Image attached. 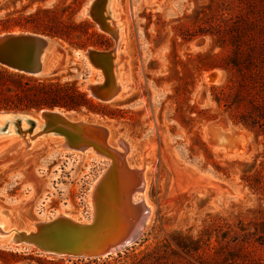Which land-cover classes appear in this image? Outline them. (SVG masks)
<instances>
[{
    "label": "rangeland",
    "instance_id": "1",
    "mask_svg": "<svg viewBox=\"0 0 264 264\" xmlns=\"http://www.w3.org/2000/svg\"><path fill=\"white\" fill-rule=\"evenodd\" d=\"M90 1L0 0V22L55 11L64 20L91 23L94 31L110 39L112 46L100 50H80L56 39L57 64L49 76L37 78L75 84L94 101L129 113L130 119L104 118L86 111L73 115L114 123L111 142L121 154L124 150L117 139L123 137L129 144L130 167L140 170L148 160L150 182L144 195L153 207V220L137 245L118 255L91 261L41 258L62 264H133L160 248L163 253L155 264H264V195L250 190L243 180L244 175L254 173L250 165L262 161L264 136L235 125L213 100V88L223 86L228 74L212 68L234 51L248 54L264 48V0H236L235 4L226 0H161L157 4L155 0H118L112 20L121 26L118 81L126 85V94L110 103L92 97L90 87L101 82L103 74L83 58L88 49L114 47L112 36L85 14ZM40 16L49 21V15ZM11 32L32 33L17 26ZM5 33L0 26V34ZM84 39L83 35L73 37L74 41ZM95 40L89 37V42ZM216 69L223 71V77L213 85L206 77ZM1 123L10 134L0 136V204L29 210V215L13 224L22 228L24 220L54 214L88 219L90 192L110 160L93 152L87 156L65 152L51 136L37 143L34 139V146L27 149L25 140L30 135L24 139L18 132L29 128L26 122L21 128L14 120ZM212 124L235 127L238 132L225 134L232 142L234 135L243 133L245 152L239 154L240 143L217 147L207 133ZM141 197L136 196V201ZM1 220L2 215L0 222L11 226L12 219ZM0 252L39 256L32 249H8L2 244Z\"/></svg>",
    "mask_w": 264,
    "mask_h": 264
},
{
    "label": "water",
    "instance_id": "2",
    "mask_svg": "<svg viewBox=\"0 0 264 264\" xmlns=\"http://www.w3.org/2000/svg\"><path fill=\"white\" fill-rule=\"evenodd\" d=\"M104 0L90 1L84 11L94 19L101 31L112 36L114 47L109 51L88 49L83 58L92 69L103 74V81L90 87L92 97L103 103H110L120 95L121 88L110 77L113 58L119 50V36L114 26L104 17ZM58 56V43L55 38L36 33L0 34V65L33 77H43L57 64L58 57H48L51 50ZM122 60V56H121ZM222 70L216 69L208 74L207 80L216 85L220 81ZM36 115L41 120L40 132L36 137L50 136L59 140L65 152L83 155L93 151L98 157L110 160L104 174L95 185L91 196L93 213L86 220L74 218L68 214L42 215L33 220H24L23 231L16 233L10 245L3 240L8 249H33L40 257L49 259L99 260L118 255L137 245L146 229L149 210L144 201L135 202L133 196L144 191L142 169L148 166L145 159L142 169L127 168L124 155L130 151L129 144L123 137L117 143L123 148V154L113 155L105 149L111 127L112 136L115 124L84 120L75 111L31 110L0 111L14 116L25 114ZM35 118V117H34ZM14 124L21 128L22 119L16 118ZM27 130L18 129L19 133L32 138L36 126L34 120H26ZM1 132H5L4 128ZM6 133V132H5ZM44 137V138H45ZM26 142V140H25ZM29 149V145L26 146ZM119 148V147H117ZM13 205L0 204V215L5 221ZM7 211H1L2 209ZM15 215L18 221L29 215V210L16 206ZM28 231L29 233H26Z\"/></svg>",
    "mask_w": 264,
    "mask_h": 264
},
{
    "label": "trees",
    "instance_id": "3",
    "mask_svg": "<svg viewBox=\"0 0 264 264\" xmlns=\"http://www.w3.org/2000/svg\"><path fill=\"white\" fill-rule=\"evenodd\" d=\"M226 1L236 3V0ZM224 11L230 12L229 9H224ZM40 14L49 15V21H45ZM0 26L7 32H11L12 26H17L22 31L49 36L80 50L89 47L99 50L109 49L112 46L110 39L94 31V25L91 23L64 20L55 11H38V14L35 13L28 17L10 18L9 21L0 22ZM236 30L237 28L233 31ZM74 35H83L86 39L74 41ZM91 36L96 40L89 42ZM214 67L223 69L228 74V80L223 86L213 88V100L225 109L228 118L235 125H242L246 129L258 131L264 136V48L253 50L248 54L234 51L231 56L212 66V68ZM53 109L86 111L110 119L131 118L125 110L112 109L89 98L75 84H62L54 78H36L0 65V111ZM250 167L254 173L244 175L243 180L248 184L250 190L264 195V155L260 164L254 162ZM162 253V249L155 248L144 254L142 260L133 264H140L141 261V264L158 263ZM27 260L35 261L38 264H62L61 260H47L40 256L37 258L23 257L19 253L0 252V261L4 264H18Z\"/></svg>",
    "mask_w": 264,
    "mask_h": 264
},
{
    "label": "bare ground",
    "instance_id": "4",
    "mask_svg": "<svg viewBox=\"0 0 264 264\" xmlns=\"http://www.w3.org/2000/svg\"><path fill=\"white\" fill-rule=\"evenodd\" d=\"M161 0H155L154 1V3L155 4H157V3H159ZM117 2H118V0H104V17L108 20V23L110 24V25H112V26H114L115 27V29L117 30V34H118V36H119V42H120V27H118L116 24H115V22L112 20V15H113V11L115 10V8H116V4H117ZM125 30V29H124ZM123 33V32H122ZM124 40V39H123ZM84 55V54H83ZM55 56H57L56 55V53H54V50L52 49L51 50V52L48 54V57L49 58H51V57H55ZM122 63V60H121V52L118 50L117 51V53H116V56L113 58V68H111V70H110V77L112 78V79H114L116 82H117V85L121 88V93H120V95H118L115 99L116 100H118V99H120V98H123V92H124V90L126 89V85L124 84V83H122V82H120V81H118V76L119 77H121L120 76V72H122V68H120V64ZM52 71V69L50 70V71H48L47 72V74L46 75H48L50 72ZM45 75V76H46ZM221 76H220V81H221V79H222V77H223V73H221L220 74ZM49 76V75H48ZM208 76V75H207ZM103 81V80H102ZM101 81V82H102ZM125 81V80H124ZM206 81L207 82H209L208 80H207V77H206ZM220 81H218L217 83H219ZM101 82H99V83H101ZM99 83H97V84H99ZM210 83V82H209ZM216 83V84H217ZM97 84H94L93 86H95V85H97ZM92 87V86H91ZM124 94H126L125 92H124ZM114 99V100H115ZM66 114H68V115H73V113H71V114H69V113H66ZM76 115V114H75ZM77 117H78V115H76ZM18 118H20V119H22V124L24 123V122H26V120H34L35 122H36V125L37 126H39L40 125V127L42 126L41 125V120H39V119H36V115H33L32 113L31 114H25V115H18L17 116ZM16 116H14V115H11V114H5V115H3V116H1L0 117V126H1V121H9V120H15L16 118H17ZM35 117V118H34ZM79 118H82V119H84V120H87V118H83V117H79ZM110 123V122H109ZM7 126V125H6ZM36 127V126H35ZM40 127H39V129H37L38 130V132H40ZM108 128V131H109V135H108V137H107V140H106V142H105V149L107 150V152L108 153H111V154H113V155H116L117 153H119V154H121L117 149H115V147L113 146V144H112V128L111 127H107ZM226 128V127H225ZM3 128L2 127H0V136H3V135H9L10 133H8V131L6 130V128H4V130L5 131H7L5 134H2L3 132H1V130H2ZM37 132V133H38ZM235 132H238V130L235 128V127H233V126H230V127H227V129H224V128H222L221 126H217V124L216 125H209L208 126V128H207V133H208V135H209V139H210V141H215V144H217V147H218V145L219 146H221V147H228L229 145H236L237 143L239 144L240 143V147H241V149H240V153L239 154H243L244 152H245V140H244V135H243V133H239V135L238 136H235L234 135V138H235V140H234V142H232V139H230V137H228V136H226L225 134H229V135H233V133H235ZM34 133V132H33ZM51 137H52V135H50ZM42 138L43 137H45V136H41ZM41 137H36V135H32V138L29 140V139H26V143H27V145H29V149H30V147H31V144H32V141L34 140V139H36L35 141H37V140H39V139H41ZM48 137V136H47ZM31 141V142H30ZM34 141V142H35ZM232 147V146H231ZM236 147V146H235ZM228 149V148H227ZM236 151V150H235ZM234 151V152H235ZM89 152H93V151H88V152H86V153H84L83 155H81V156H85L87 153L89 154ZM94 153V152H93ZM233 153V152H232ZM236 153V152H235ZM95 154V153H94ZM123 154V153H122ZM96 155V154H95ZM235 155V154H234ZM87 156V155H86ZM123 161H125V163H126V166H127V168H129V169H131V167H130V165H129V163H128V159H127V157H126V155H124V160ZM147 167L148 166H146L144 169H142V178H143V185H144V191H143V193L141 194L142 195V197H141V200L140 201H144V204L146 205V207L148 208V210H149V215H148V221H147V226L152 222V218H153V207L152 206H150L148 203H147V201H146V198H145V190L147 189V185H148V182H150L149 181V173L147 172ZM105 172V171H104ZM104 172L102 173V175L104 174ZM102 175L100 176V178L102 177ZM99 178V179H100ZM99 179L97 180V182L93 185V187H92V190H91V192H90V196H89V199H90V204H91V214H90V216H92V213H93V205H92V202H91V196H92V192H93V190H94V187H95V185L98 183V181H99ZM135 195L133 196V199H134V201L135 202H137L136 201V199H135ZM14 207H12V209H10L9 211H8V218L7 219H12L11 220V226H6V224H5V222H0V244H3L2 242H3V240H4V242H6V244L8 243L9 245H10V240H12L13 239V237H14V235L16 234V233H20V232H22L23 230L22 229H20L19 227H18V224L17 225H15V224H13V222H14V220H17V217H16V215H15V209H16V205H13ZM1 211H7V210H5L4 208L1 210ZM75 218V217H74ZM26 233H29L28 231H26ZM33 250V249H32Z\"/></svg>",
    "mask_w": 264,
    "mask_h": 264
},
{
    "label": "crops",
    "instance_id": "5",
    "mask_svg": "<svg viewBox=\"0 0 264 264\" xmlns=\"http://www.w3.org/2000/svg\"><path fill=\"white\" fill-rule=\"evenodd\" d=\"M34 143H37V141H35ZM34 143H32V146H34ZM1 144V143H0Z\"/></svg>",
    "mask_w": 264,
    "mask_h": 264
}]
</instances>
